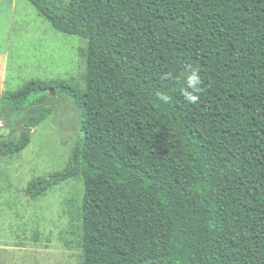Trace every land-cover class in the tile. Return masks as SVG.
<instances>
[{"label":"trees","instance_id":"obj_1","mask_svg":"<svg viewBox=\"0 0 264 264\" xmlns=\"http://www.w3.org/2000/svg\"><path fill=\"white\" fill-rule=\"evenodd\" d=\"M26 1L86 41L83 85L0 94L12 111L40 106L0 157L53 113L49 89L68 99L79 131L66 166L24 194L82 182L79 264H264V0Z\"/></svg>","mask_w":264,"mask_h":264},{"label":"rangeland","instance_id":"obj_2","mask_svg":"<svg viewBox=\"0 0 264 264\" xmlns=\"http://www.w3.org/2000/svg\"><path fill=\"white\" fill-rule=\"evenodd\" d=\"M67 0H63L66 2ZM86 41L54 31L26 0H0V94L29 80L83 85ZM53 113L30 133L26 149L0 157V264H79L80 180L31 200L28 182L65 168L78 139L77 112L54 92ZM17 112L0 105V138L13 137L39 110Z\"/></svg>","mask_w":264,"mask_h":264},{"label":"clouds","instance_id":"obj_3","mask_svg":"<svg viewBox=\"0 0 264 264\" xmlns=\"http://www.w3.org/2000/svg\"><path fill=\"white\" fill-rule=\"evenodd\" d=\"M186 83L188 88H191L194 91H199L198 85L200 84V79L198 75L195 74V72H193L192 75H189L187 77ZM160 99L163 100L165 103H167L170 98L166 95H161ZM186 99L191 103H195L198 100V97L196 95L187 94Z\"/></svg>","mask_w":264,"mask_h":264},{"label":"water","instance_id":"obj_4","mask_svg":"<svg viewBox=\"0 0 264 264\" xmlns=\"http://www.w3.org/2000/svg\"><path fill=\"white\" fill-rule=\"evenodd\" d=\"M50 95L53 96L54 95V90L53 89H49Z\"/></svg>","mask_w":264,"mask_h":264}]
</instances>
